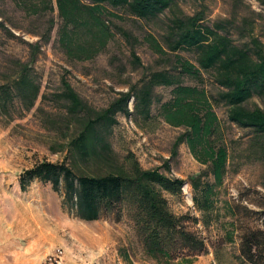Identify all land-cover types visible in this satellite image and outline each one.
<instances>
[{
  "label": "trees",
  "instance_id": "obj_1",
  "mask_svg": "<svg viewBox=\"0 0 264 264\" xmlns=\"http://www.w3.org/2000/svg\"><path fill=\"white\" fill-rule=\"evenodd\" d=\"M196 1L200 8L187 14L178 0H12L28 16L39 20L50 13V18L44 20L43 31L31 30L36 41H23L27 58L10 60L8 71L0 76V116H22L34 107L41 88L34 64L50 39L54 10L61 22L57 45L70 61L92 60L103 52L115 36L113 18L126 15L152 22L165 16L162 42L152 35L146 41L159 57L176 55L178 69L176 74L150 72L139 85L117 92L102 109L89 105L62 78L60 92L53 98L63 108L59 123L64 130L62 142L51 149L63 152V158L42 160L24 169L18 175V186L25 191L35 181L49 184L60 195L62 210L83 222L106 215L116 221L124 217L143 254L155 264H193L209 248L215 264H264V203L248 199L219 203L218 190L234 151L223 138L213 111L215 105H222L227 120L248 132L238 150L244 162L264 161V43L255 32L262 15L241 0H232L234 10L229 18L207 22L206 0ZM256 1L264 9V0ZM119 33L130 39L127 31ZM178 52L191 53L196 65L177 56ZM131 57L135 66L144 67L134 51ZM200 70L213 78L218 87L215 96L182 84L181 75L195 77ZM157 86L172 87L159 117L184 129L173 144V153L185 143L192 156L207 167L186 181L159 168H143L130 150L120 155L110 142L117 114L134 117L140 129L157 127L151 114ZM208 175L212 181L206 180ZM187 183L199 216L177 214L170 208L167 196L179 197ZM190 222L206 230L216 225L221 234L209 242L189 227Z\"/></svg>",
  "mask_w": 264,
  "mask_h": 264
},
{
  "label": "rangeland",
  "instance_id": "obj_2",
  "mask_svg": "<svg viewBox=\"0 0 264 264\" xmlns=\"http://www.w3.org/2000/svg\"><path fill=\"white\" fill-rule=\"evenodd\" d=\"M241 2L262 15L255 32L264 43V9L256 0ZM178 3L187 14L200 8L196 0H178ZM203 9L207 22L229 18L234 10L232 0H206ZM51 16L55 24L50 39L42 46L34 64L41 82L40 95L34 107L22 116L15 113L12 117L0 116V172L8 175L17 176L42 160H62L64 153L53 152L51 149L56 143L62 142L61 132L64 130L59 123L63 108L53 98L54 94L60 92L62 78L89 105L102 109L115 98L117 92L126 91L131 85H139L152 71L167 70L171 74L178 72L176 55H169L171 58L159 57L146 41L147 36L152 35L158 42H162L165 16L152 22L126 15L113 18L114 38L103 52L88 61H70L66 58L57 45V29L61 22L56 10ZM48 18L50 13L38 20L17 9L12 0H0V76L8 71L10 60L27 58L28 48L23 41H36L38 37L31 30L43 31V22ZM5 29L15 37L9 36ZM119 30L127 31L130 39L125 40ZM131 51H134L140 64L147 70L134 65ZM177 56L196 65L191 53L178 52ZM181 82L203 89L208 96H215L218 91L211 75L202 70L195 77L181 75ZM171 90L172 87L154 88L155 100L151 114L156 119L155 129H140L134 117L117 114L110 142L120 155L130 150L143 168H159L165 174L186 181L190 175L205 171L207 167L192 156L185 143L179 144L173 153V144L184 129L170 126L159 117L160 106L171 98ZM132 106L130 100L129 110ZM213 111L221 124L223 138L234 151L223 184L218 190L219 203L238 199L264 203V161L246 163L238 152L247 141L248 132L227 120L222 105H215ZM206 180L212 181V177L208 175ZM167 198L173 212L199 216L193 206L192 188L188 183L183 186L179 197L168 195ZM60 202V195L50 187V220L56 225L55 231L50 234V249L54 246L62 247L65 258H68L65 260L72 264H155L143 254L131 223L124 217L116 221L113 216L106 215L97 221L83 222L68 216ZM250 206L254 208V205ZM189 227L200 231L209 242L221 234V229L216 225L206 230L200 223L190 222ZM193 264H215L212 248Z\"/></svg>",
  "mask_w": 264,
  "mask_h": 264
},
{
  "label": "crops",
  "instance_id": "obj_3",
  "mask_svg": "<svg viewBox=\"0 0 264 264\" xmlns=\"http://www.w3.org/2000/svg\"><path fill=\"white\" fill-rule=\"evenodd\" d=\"M17 178L0 172V264H40L56 227L50 185L35 181L21 191Z\"/></svg>",
  "mask_w": 264,
  "mask_h": 264
},
{
  "label": "built area",
  "instance_id": "obj_4",
  "mask_svg": "<svg viewBox=\"0 0 264 264\" xmlns=\"http://www.w3.org/2000/svg\"><path fill=\"white\" fill-rule=\"evenodd\" d=\"M40 264H66L64 250L60 246H54L44 256Z\"/></svg>",
  "mask_w": 264,
  "mask_h": 264
}]
</instances>
